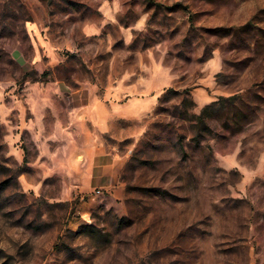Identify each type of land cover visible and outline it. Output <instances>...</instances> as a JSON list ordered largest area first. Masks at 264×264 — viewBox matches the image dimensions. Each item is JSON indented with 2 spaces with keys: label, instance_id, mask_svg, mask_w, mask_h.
<instances>
[{
  "label": "rangeland",
  "instance_id": "374dc122",
  "mask_svg": "<svg viewBox=\"0 0 264 264\" xmlns=\"http://www.w3.org/2000/svg\"><path fill=\"white\" fill-rule=\"evenodd\" d=\"M151 61L173 84L102 137L126 157L123 210L82 218L56 182L37 190L6 119L26 90ZM0 264H264V0H0Z\"/></svg>",
  "mask_w": 264,
  "mask_h": 264
},
{
  "label": "crops",
  "instance_id": "0c3cea01",
  "mask_svg": "<svg viewBox=\"0 0 264 264\" xmlns=\"http://www.w3.org/2000/svg\"><path fill=\"white\" fill-rule=\"evenodd\" d=\"M210 63L213 72L220 69L217 60ZM139 69L101 88L89 83L76 88L62 83L31 86L24 102L6 115L7 121L15 118L19 123L15 128L23 146L19 164L37 175L31 183L37 190H47L56 182L60 200L82 218L99 205L123 210L121 175L126 157L105 145L102 137L111 132L113 121L144 118L175 80L167 67L154 61L142 62ZM257 174L260 166L253 176ZM95 190L101 195L84 198Z\"/></svg>",
  "mask_w": 264,
  "mask_h": 264
},
{
  "label": "trees",
  "instance_id": "16d2710c",
  "mask_svg": "<svg viewBox=\"0 0 264 264\" xmlns=\"http://www.w3.org/2000/svg\"><path fill=\"white\" fill-rule=\"evenodd\" d=\"M251 28H252V24H251V22H248L245 25H243L241 28H239L237 30V32L238 33L242 32L243 34H246L248 37L251 38L252 37V35H250ZM232 31L233 30H231L229 28H227V29L226 28H216V29L213 30V33H216V34L220 33L221 37H223V36L231 35ZM245 38L246 37H243L242 39L244 40ZM247 39H249V38H247ZM31 75H32V73L25 74L24 78H27V77H29ZM42 77H43V75H42ZM238 97L239 96H237V95H233V96H230L228 98L220 97L218 99V101L212 102L208 107L202 109L199 118L202 120V117L204 116V114L207 112V110L209 108H211L213 111H215L217 114H219L220 117H223V115H225V110H226L225 103L226 102L234 103V101L237 100Z\"/></svg>",
  "mask_w": 264,
  "mask_h": 264
},
{
  "label": "built area",
  "instance_id": "2783aa9c",
  "mask_svg": "<svg viewBox=\"0 0 264 264\" xmlns=\"http://www.w3.org/2000/svg\"><path fill=\"white\" fill-rule=\"evenodd\" d=\"M100 195H101V191L100 190H95V191L87 194L86 196H84V198H88V199L92 200V199H94V198H96V197H98Z\"/></svg>",
  "mask_w": 264,
  "mask_h": 264
}]
</instances>
